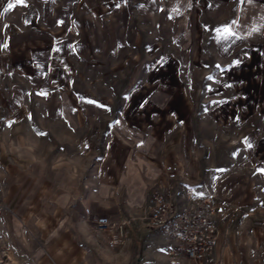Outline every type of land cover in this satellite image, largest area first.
I'll list each match as a JSON object with an SVG mask.
<instances>
[{
    "label": "crops",
    "instance_id": "1",
    "mask_svg": "<svg viewBox=\"0 0 264 264\" xmlns=\"http://www.w3.org/2000/svg\"><path fill=\"white\" fill-rule=\"evenodd\" d=\"M123 1L126 0H112L109 6L102 0H24L23 4L0 0V76H8L13 71L20 76H41L44 70L40 64L50 60L65 61L73 52L88 63L102 58L104 53L115 52L117 46L121 47V36L112 26L114 23L101 14L109 8L121 7ZM9 3L14 5L11 9ZM245 6L248 5L242 8ZM79 10H83L81 15L76 14ZM246 10L250 12L249 6ZM88 11L101 17L98 23L94 21V27L89 26L88 15H83ZM243 22L242 27L247 25ZM74 26L81 35L77 43L69 41L71 37H68L75 34ZM260 26V35L252 42L248 37L245 41L249 44V64L254 62L258 70H264V19ZM140 44L144 45L145 41ZM31 60L38 61L39 65ZM144 64L143 67L134 65L126 75L125 87L120 90L126 99L114 102L118 110L110 122L102 114L51 117L54 123L67 127L86 122L113 124L117 134L124 131L128 139L137 144L135 150L123 140L125 147L122 144L119 147L127 149L125 154L107 152L103 132L97 158L91 165L88 142H84L88 138H82L81 143L77 141L76 149L81 146L83 159L75 166L74 152H79L75 151L72 131L69 136L66 133L65 159L49 161L46 172L47 162L43 161L41 152V116L32 115L29 109L35 106L26 100L11 101L0 94V201L16 205L20 220L32 225L30 232L42 243L35 247L36 264H42V252L46 253L45 261L53 264H102L96 258L85 261L78 244L83 235L95 234L96 230L77 227V224L85 216L87 219L94 215L111 219L112 211L122 213L123 219L125 208H135L145 198L148 204L153 189H174L180 185L190 186L201 194L214 195L216 210L211 213V219L217 233L212 253L202 263L264 264V217L254 210L255 203L262 198L264 180L256 182L248 177L247 170H227L228 167L220 175L210 174L216 172L215 167L204 164L197 150L191 147L188 125L191 124L192 104L187 86L179 77L176 55L163 53L151 68L145 67L148 63ZM30 68L33 73L26 72ZM261 83L263 87L245 85L247 88L243 91L247 93L243 102L246 107L253 104V107L264 108V104L257 105L264 101V81ZM10 90L8 85L0 86V93ZM94 104L105 106L102 102ZM49 105L55 109L78 107L70 100H49ZM58 150L60 148L54 152L62 154ZM223 163L228 165L226 160ZM42 203L51 205L47 217L53 221H49L50 228L41 221ZM80 204L91 214L86 215ZM59 214L65 215L63 220L69 223L68 227L59 228L62 220ZM10 232L8 228H0V250L9 251Z\"/></svg>",
    "mask_w": 264,
    "mask_h": 264
},
{
    "label": "rangeland",
    "instance_id": "2",
    "mask_svg": "<svg viewBox=\"0 0 264 264\" xmlns=\"http://www.w3.org/2000/svg\"><path fill=\"white\" fill-rule=\"evenodd\" d=\"M102 1L110 6L112 0ZM245 4L250 12L246 10L248 6L242 8ZM82 11H76V14L81 15ZM83 15H88L91 27L101 18L91 11ZM101 16L114 23L112 26L121 36V47L117 46L115 52L104 53L102 58L89 63L73 52L69 60H58L57 63L50 60L47 64H40L44 70L41 76H20L13 70L8 76H0V86L11 87L10 91L0 94L11 101L26 100L35 106L29 109L33 111L32 115L42 118L41 152L43 161L47 162L46 172L49 161L65 159L66 133L69 136L72 131L75 151L78 149L79 152H74L75 166L83 159L81 146L76 149L77 141L81 143L82 138H88L84 142H88L87 149L91 153L90 165L97 158L103 132L107 152L125 154L127 149L122 148L126 145L123 140L134 146L133 149L137 148L124 131L117 134L113 124L86 122L67 127L54 123L51 117L102 114L110 122L117 115L118 104L114 102L126 99L120 90L125 87L126 75L133 66L143 67L142 64L148 63L145 67L151 68L163 53L170 52L177 57L179 77L187 86L192 104L191 124L188 125L191 147L197 150L204 164L215 167L216 172L210 174L220 175L228 167L227 170H247L248 177L256 182L264 180V108L253 107V104L246 107L243 102L246 84L263 87L264 70H258L259 66L253 65L254 62L249 64V44L245 39L248 37L252 42L261 33L264 0H126L121 7L109 8ZM242 22L248 26L242 27ZM72 31L75 34L68 36L71 37L69 41L77 43L81 38L79 29L74 26ZM141 41L145 44L141 45ZM31 62L38 64L35 60ZM38 70L36 65L35 72ZM26 72L33 73V70L30 68ZM49 100H70L78 107L55 109L50 107ZM90 101L102 102L105 106L97 107ZM262 104L264 101L257 105ZM121 144L123 146L119 147ZM57 148L62 154L54 152ZM225 160L228 165L223 163ZM260 194L262 198L255 203L254 210L264 217V188ZM80 205L84 212L83 205ZM50 210V204H41L39 214H42L41 221L47 228H50L49 221L53 223L47 218ZM112 213L113 226L110 228L96 227L86 216L77 224V227L96 230L95 234L87 232L78 243L85 261L96 258L102 264H204L202 261L189 263L184 256L172 253L170 237L150 224L146 198L135 208H125L123 215L126 217L123 219L122 213ZM19 214L16 205L0 201V228L11 231L9 251L0 250V264L37 263L34 251L42 243L30 232L32 225L21 221ZM60 216L59 228L68 227L69 223L63 220L65 215ZM123 233L126 234L123 236ZM41 257L42 264H53L45 261V252Z\"/></svg>",
    "mask_w": 264,
    "mask_h": 264
},
{
    "label": "built area",
    "instance_id": "3",
    "mask_svg": "<svg viewBox=\"0 0 264 264\" xmlns=\"http://www.w3.org/2000/svg\"><path fill=\"white\" fill-rule=\"evenodd\" d=\"M214 195L201 194L187 185L152 190L148 203V219L152 227L162 229L172 240V253L193 261H203L213 250L216 227L211 213L216 210ZM90 215L88 208L84 209ZM96 227L113 226L107 216L94 215Z\"/></svg>",
    "mask_w": 264,
    "mask_h": 264
},
{
    "label": "snow or ice",
    "instance_id": "4",
    "mask_svg": "<svg viewBox=\"0 0 264 264\" xmlns=\"http://www.w3.org/2000/svg\"><path fill=\"white\" fill-rule=\"evenodd\" d=\"M17 4H23L24 0H15ZM14 5L12 3H9L8 8L11 9ZM90 103H94V101H90Z\"/></svg>",
    "mask_w": 264,
    "mask_h": 264
}]
</instances>
